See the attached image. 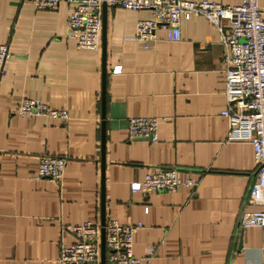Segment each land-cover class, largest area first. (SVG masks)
I'll use <instances>...</instances> for the list:
<instances>
[{
  "label": "crops",
  "instance_id": "obj_1",
  "mask_svg": "<svg viewBox=\"0 0 264 264\" xmlns=\"http://www.w3.org/2000/svg\"><path fill=\"white\" fill-rule=\"evenodd\" d=\"M68 10L65 1L37 9L0 0V43L9 47L0 79V264H60L61 246L76 239L70 226L101 227L103 214L141 223L134 253L155 248L145 264H264V226L241 225L259 208L248 202L257 163L250 142L228 139L218 28L197 15L182 22L179 40L161 27L145 46L133 36L151 12L106 6L105 51L102 41L94 51L67 38ZM26 97L66 108L68 119L21 115ZM132 116L157 117V139L131 138ZM42 155L67 158L60 182L37 176ZM160 167L196 185L131 191Z\"/></svg>",
  "mask_w": 264,
  "mask_h": 264
},
{
  "label": "built area",
  "instance_id": "obj_2",
  "mask_svg": "<svg viewBox=\"0 0 264 264\" xmlns=\"http://www.w3.org/2000/svg\"><path fill=\"white\" fill-rule=\"evenodd\" d=\"M37 9H56L60 2L68 6V39L79 49L99 51L102 41V9L119 6L131 10H147L151 16L137 22L133 39L149 46L156 40L158 28L170 31L171 40L181 38L184 20L203 15L220 32L224 47V78L227 106L221 112L228 123L229 140H245L254 148L257 163L248 202L258 205L242 215L243 227L264 226V0H241L238 4H222L217 0H29ZM9 47L0 43V79L6 74ZM119 71L120 68L114 69ZM23 116L44 115L68 119L66 108H52L45 102L26 97L18 107ZM159 119L153 116L129 118V136H150L157 139ZM67 158L42 155L37 172L39 177L63 179ZM181 185L194 186L196 180L181 179L176 167H160L131 182L132 192L171 191ZM141 223H121L110 217L105 223L106 264H145L155 250L148 247V255L134 253V235ZM76 239L63 244L60 264H101V227L90 220L70 226Z\"/></svg>",
  "mask_w": 264,
  "mask_h": 264
},
{
  "label": "water",
  "instance_id": "obj_3",
  "mask_svg": "<svg viewBox=\"0 0 264 264\" xmlns=\"http://www.w3.org/2000/svg\"><path fill=\"white\" fill-rule=\"evenodd\" d=\"M106 6L107 5L103 6V15H102V44H103V51H105V41H106L105 40V36H106L105 35V30H106L105 8H106ZM103 107H104V97H103ZM103 116H105L104 112H103ZM104 127H105V123L103 121V131L105 130ZM104 149H105V139H104V133H103V135H102V150H103V153H104ZM103 188H104V186H103ZM105 223H106V218H105V214H103L102 223H101V264H106Z\"/></svg>",
  "mask_w": 264,
  "mask_h": 264
}]
</instances>
